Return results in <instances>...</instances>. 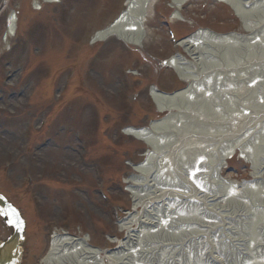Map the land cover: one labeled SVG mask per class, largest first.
I'll use <instances>...</instances> for the list:
<instances>
[{
    "label": "rangeland",
    "instance_id": "rangeland-1",
    "mask_svg": "<svg viewBox=\"0 0 264 264\" xmlns=\"http://www.w3.org/2000/svg\"><path fill=\"white\" fill-rule=\"evenodd\" d=\"M29 1L9 0L8 7H5L0 16V47H2L1 40L9 10L16 8L17 14L26 15L23 20L27 19L31 13L26 11L24 6ZM64 1L62 6L60 4L47 5L44 7L45 10L43 8L40 12L36 11L34 14L39 18L29 19L27 23L21 26L23 32L25 25H28L30 34L34 36L33 39L29 38L30 43L35 42L37 36H41L38 42L42 45L40 48L45 49L43 56L35 52L36 48L33 49L28 45V48L4 58L5 64L9 62L12 64L7 72H12L14 75L17 72L18 75L19 70H22L21 74L23 75L20 83H16L13 78L6 83L3 93H7V96L18 91L23 84L33 79L30 73L33 70L36 73L41 70L39 59L42 57L44 67L52 63L57 68L55 79L59 77L60 83L64 74H66L64 77L66 79L69 73H73L70 77L73 79V95L69 96L80 97L78 103H82V106H78L77 104H68L65 100L56 101V90L54 91V89L57 87L52 86L53 89L51 87L52 81L45 78L38 79L40 100L44 108L48 107L47 109L53 114V121L46 129L36 135L35 145L41 149V152L37 151L33 185L25 189L23 172L26 164L14 157L15 162L10 168L4 167L1 162L12 159L6 153L19 147L21 126L26 120L36 122L40 110L37 109V105L23 109L16 96L9 99V107L12 110L17 107V112L14 110L15 112L12 113L10 123L5 122L9 131V139H3L0 142V189L20 208L26 220L25 255L22 264L38 263L39 257L45 252V237L51 226V223H47L51 220L61 222L66 214L75 219L73 226L70 227L71 232L89 237L92 243L100 247L103 246L104 249L116 248L119 246L117 245L119 240L126 239L127 230L116 231L118 226L113 216V205L121 209L119 212L121 216L127 215L131 210L130 193L124 189L123 176L130 172L128 162H140L143 159L144 145L132 137H120L121 134H119L118 129L123 123L143 126L148 123V120L158 116L154 111L149 95L152 83L167 91L180 88V84L176 83L173 78L171 69L162 66L163 60L170 56L171 48L167 39V28L160 26L156 17L149 19L148 25L152 35L149 42L145 43L142 48H130L131 53L127 49L124 50L121 47L122 44L116 41L99 44L94 52L101 48L100 56L91 65L89 64V52L85 51L84 47H80V34L88 26H93L95 23L97 25L91 29L101 27L104 20L108 18L106 14L114 12L118 2L117 0ZM163 11L165 13L170 12V8L165 6ZM175 16L179 17L176 14ZM182 16L184 17H181L183 20L176 19L172 26L178 37L194 33L202 27L212 28L218 33L241 30V28H236L238 23L232 18L230 12L224 10L221 3L216 0H191L184 6ZM56 20H58V24L55 23ZM22 37L28 40L26 35ZM48 40H52V49L46 47ZM37 43H35L36 47ZM34 57H38L37 61L34 60ZM121 66L134 68L137 73L133 86L136 88L138 97L134 104L124 100L120 84H118ZM4 71L5 68H1L0 77L6 74ZM47 81L50 82L49 85ZM46 97L47 99H45ZM125 98L127 99L126 96ZM42 99L45 100L42 101ZM81 99L82 101H80ZM69 105L71 106L70 109ZM87 117L93 118L91 123ZM259 119L264 121V116ZM97 121L100 122L98 127ZM94 127L97 128L94 129ZM117 135L118 139L116 140ZM81 139L84 143L81 142ZM255 144L257 145V143ZM40 145L44 147L41 148ZM82 145L89 149L85 162L78 160L76 155V152L81 150ZM2 150H5L4 154H2ZM235 157L223 167V173L219 175L218 180L241 183L243 180L251 179L249 175L247 176L245 169V164H247L250 173L251 167L248 162L237 155ZM95 162L101 163V169L108 180L107 194L110 195V202L108 203L102 202L96 194V181L92 171ZM48 183L53 184L52 188L46 186ZM53 187L57 188L59 197H55L57 192ZM34 191L40 195L38 199L42 204L41 209L45 218L42 215L39 217V203ZM227 204L231 206L230 208L236 207L240 213H245L247 210L233 201ZM147 208V205L144 208L141 205L139 218H144ZM229 212L232 211L229 210ZM250 213L252 218L243 220L233 218L229 225L226 222L225 227L228 226L229 230L223 231L222 234L225 236L222 239L224 240L226 237L237 240L247 239V244H255L258 236L252 238L250 234L255 233L256 225L258 228L259 225L260 228L262 227L263 219H260L259 216H253L255 215L253 211ZM205 214L210 213L206 212ZM69 216L68 218H70ZM47 219L50 220L47 221ZM247 219L251 220L250 224ZM135 229L136 227L133 228V230ZM109 233L110 236L116 239L118 237L119 240L117 239L114 244L108 242ZM8 234L9 230L5 229L0 221V238H4ZM223 240H219L217 245L215 243L213 247L229 254L230 263L246 264V258L241 253L243 251L229 243L228 239ZM253 247L255 248V245ZM234 248L240 252L234 251ZM185 251L187 256L200 254V250H195L193 253V247L187 248ZM201 256L204 257L203 254Z\"/></svg>",
    "mask_w": 264,
    "mask_h": 264
},
{
    "label": "bare ground",
    "instance_id": "bare-ground-1",
    "mask_svg": "<svg viewBox=\"0 0 264 264\" xmlns=\"http://www.w3.org/2000/svg\"><path fill=\"white\" fill-rule=\"evenodd\" d=\"M176 1L180 6L187 0ZM230 1L248 32L260 27L248 33L253 37L243 41L198 31L184 38L181 44L195 59L193 64L200 61L197 73L192 71L193 64L184 66L175 57L169 60L189 84L172 94L152 89L160 112L168 114L142 129L127 130L150 149L146 162L136 168L140 175L131 179L135 207H148L144 218L134 212L127 216L122 229H136L114 250L90 245L87 236L54 232L41 264H232L229 254L213 246L223 240V231L229 230L226 222L229 225L233 218H252V211L253 216L263 219L262 227L256 225L255 233L250 234L258 236L255 244L227 237L223 241L228 239L243 251L246 264H264V121L259 119L264 116V22L249 26L243 4ZM155 4V0H130L117 23L98 31L96 37L112 34L139 45L147 38L142 27ZM262 5L264 0H258L253 9L263 13ZM15 22L11 14L7 34L14 33ZM254 80L256 84L251 85ZM237 148L255 170L263 164L255 171L253 184L240 186L218 180L222 171L217 161L230 160ZM230 201L245 207L246 212H238L234 204L235 208H230ZM190 247L200 254L185 255ZM10 248L13 257L16 245Z\"/></svg>",
    "mask_w": 264,
    "mask_h": 264
}]
</instances>
